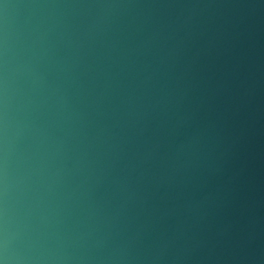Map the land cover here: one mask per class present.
I'll list each match as a JSON object with an SVG mask.
<instances>
[{
	"label": "water",
	"instance_id": "1",
	"mask_svg": "<svg viewBox=\"0 0 264 264\" xmlns=\"http://www.w3.org/2000/svg\"><path fill=\"white\" fill-rule=\"evenodd\" d=\"M0 264H264V0H0Z\"/></svg>",
	"mask_w": 264,
	"mask_h": 264
}]
</instances>
